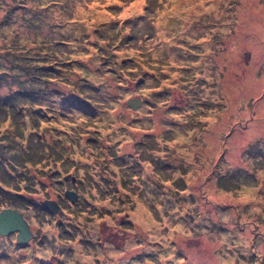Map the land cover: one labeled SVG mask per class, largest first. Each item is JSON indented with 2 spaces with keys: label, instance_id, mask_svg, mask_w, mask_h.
Listing matches in <instances>:
<instances>
[{
  "label": "rangeland",
  "instance_id": "obj_1",
  "mask_svg": "<svg viewBox=\"0 0 264 264\" xmlns=\"http://www.w3.org/2000/svg\"><path fill=\"white\" fill-rule=\"evenodd\" d=\"M7 208L0 264H264V0H0Z\"/></svg>",
  "mask_w": 264,
  "mask_h": 264
},
{
  "label": "water",
  "instance_id": "obj_2",
  "mask_svg": "<svg viewBox=\"0 0 264 264\" xmlns=\"http://www.w3.org/2000/svg\"><path fill=\"white\" fill-rule=\"evenodd\" d=\"M140 100H129L127 106L137 109L136 106L138 107L141 104ZM139 102L140 104H138ZM72 195L71 192L67 193L70 198ZM71 199L72 201L75 200V198ZM43 205L54 214L61 210L60 204L53 200H46ZM13 232H17V241L20 245H26L28 241L34 238L29 222L20 212L14 208L3 209L0 212V236H9Z\"/></svg>",
  "mask_w": 264,
  "mask_h": 264
},
{
  "label": "bare ground",
  "instance_id": "obj_3",
  "mask_svg": "<svg viewBox=\"0 0 264 264\" xmlns=\"http://www.w3.org/2000/svg\"><path fill=\"white\" fill-rule=\"evenodd\" d=\"M127 12L128 11H125V14L124 15H127ZM180 25H182V22H180ZM256 27H261V26H259L258 24H255L254 25V29L256 28ZM183 28H178V30H182ZM160 32H162V30H159ZM261 32H262V29H260V32L258 33V35H259V37H262V34H261ZM190 37H192V36H190ZM192 38H194V37H192ZM169 42H167L166 44H168ZM250 45H252V46H255V44L254 43H249ZM252 85H253V87H254V90H255V92H257V90H258V88H259V85L258 84H253L252 83ZM243 98H241V96H240V100H242Z\"/></svg>",
  "mask_w": 264,
  "mask_h": 264
}]
</instances>
